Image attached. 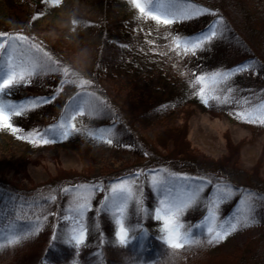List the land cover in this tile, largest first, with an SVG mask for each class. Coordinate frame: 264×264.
I'll list each match as a JSON object with an SVG mask.
<instances>
[{
	"label": "trees",
	"instance_id": "1",
	"mask_svg": "<svg viewBox=\"0 0 264 264\" xmlns=\"http://www.w3.org/2000/svg\"><path fill=\"white\" fill-rule=\"evenodd\" d=\"M114 1L96 0L94 17H74L76 27L84 30L87 38L72 48L79 52L78 59L84 71L51 46L37 41L28 27L27 12L11 3L10 8L19 25L0 29V36L13 38L23 52L43 53V59L40 62L24 59L22 65L25 66L13 64L15 72H31L30 91L24 96L2 92L0 104L7 111L10 103L20 107L33 103L32 98L51 97L46 103L26 107L20 115H13L12 121L21 125L24 139L30 141V134L39 132L54 142L76 143L73 145H78L85 153H79L81 156L89 151L86 139L73 133L63 139L50 129L67 123L78 105H82L87 120L95 117L92 110L96 108L100 123L98 131L115 133L121 143L132 145L139 156L148 155L151 162L161 164L154 168L148 167L147 163L139 164L144 175L151 180L156 176L158 181L156 193L149 188L151 198L143 199L142 204L156 205L164 199L162 193L168 197L170 193L166 191L175 190V182L182 183L184 195L200 193L211 207L219 189L231 190L229 198H234V203L252 204L256 212L246 215L235 208L237 204L231 205L219 212L215 220L217 226L237 223L241 230L250 224H260L263 230L230 259L240 263V259H248L252 250L255 255L249 261L264 264V181L258 182L249 173L248 183H245L239 179V167L231 168L222 165V160L193 154L186 141L176 140H182L183 129L171 124L184 116L190 105L198 104L214 115L227 114L237 123L249 126L253 133H264V123H252L237 115L251 110L257 116H264V60L261 53L258 54L259 50L254 49L259 45L264 54V0H140L146 6L157 5L161 10L174 13L178 18L175 29L153 25L146 17L125 22L116 16ZM189 11L197 14L185 16ZM213 25L217 26L216 37L195 53L185 54L182 48L176 47L177 41L182 43L196 37ZM242 65L250 67L235 72L227 81L209 85L207 94L217 99L207 104L201 101L196 94L201 87L196 83L198 76L208 77ZM101 78L110 83L111 89L103 86ZM46 82L54 88L44 90ZM61 84L67 91L61 100L53 103L60 94ZM122 92V102L118 103L115 98ZM153 125L158 128L157 146L172 144L170 155H162L154 144H147L140 137L139 130ZM178 170L185 174L181 176ZM134 172L110 179L101 176L92 179L83 174L66 175L67 172L61 170L33 190L17 188L0 179V264H185L197 256H211L212 245L216 242H209L210 236L202 235L203 227L209 223V209L200 214L186 232L188 241L195 243L190 250L170 248L148 228L151 218L147 217L142 223L139 216L136 218L137 230L128 237L126 244L121 245L115 234L117 219L129 217L133 203L130 195L129 202L114 200L108 208L102 196L96 207L92 200V209L88 203L82 215L78 214V203H82L78 195H101L99 188L117 177L122 176L118 180L133 179ZM169 203L174 205V202ZM66 214L79 217L82 226L87 228L86 241L79 247L66 230L67 222L62 218ZM242 222H245L243 227ZM238 227L230 234L240 231ZM104 232L108 234L103 237ZM224 258L220 259L227 260Z\"/></svg>",
	"mask_w": 264,
	"mask_h": 264
},
{
	"label": "rangeland",
	"instance_id": "2",
	"mask_svg": "<svg viewBox=\"0 0 264 264\" xmlns=\"http://www.w3.org/2000/svg\"><path fill=\"white\" fill-rule=\"evenodd\" d=\"M10 1V2H9ZM95 1L96 0H0V29H11L15 25H19L15 12L10 8V4H15L19 10L26 11L28 14V27L31 29L32 35L37 41L52 47L59 55L67 57L74 66L83 70V67L78 59L79 52L72 51V48L77 43H83L87 40L84 30L77 28L75 25L74 17H94L95 15ZM145 14H141L139 10L132 4L131 0H115L114 8L115 14L119 19L125 22L131 20H142L146 17L153 25H160L167 29H175L176 22L171 24L158 23L155 19L147 13L151 12L156 15H163L167 17L175 16L174 13L170 14L161 10L157 5L146 6ZM21 11V12H22ZM177 20V19H176ZM254 46V44H251ZM255 51L261 53V59L264 60V54L261 51V47L255 45ZM0 52H3L5 58L0 62V82L8 77L11 72H14V68L10 65L12 62L24 63V59H33L36 62H40L43 59V53L40 55H33L30 52H23L18 50L16 43L13 39L6 36L0 37ZM260 55V54H259ZM88 60V58H87ZM264 62V61H263ZM40 64V63H39ZM25 66V65H22ZM51 79H48V81ZM103 86L108 89L110 83L101 78ZM31 85V79L26 77V82L22 81L19 84L6 89L4 91L7 95H20L24 96L29 93V86ZM61 84L59 88L60 94L53 99V103H57L63 98V94L67 89ZM54 85L50 82L43 84L44 90H52ZM39 94L41 91H38ZM114 94V92H111ZM122 94L115 98L116 102H122ZM60 103V102H59ZM1 105V104H0ZM59 105V104H58ZM57 105V106H58ZM61 106V105H60ZM56 110L57 107H56ZM95 117L87 120L84 116V110L81 106L76 107L75 119L71 121L79 131H74L73 135H78L89 142V151L87 155L79 150L76 143H64V142H52L48 144L32 143L26 139H21V125L12 121L13 125L19 130L13 133L9 130L0 128V179L11 182L12 185L21 189H37V185L44 183L46 180L54 176L56 173L62 171L70 174H83L88 175L89 178H98L99 176L110 179L118 175H126L134 172L135 177L133 179H121L117 177V180L110 182L103 188H99V194L96 193H82L78 195L82 203H90V209L99 204L102 196L110 197L112 186L119 182H127V186L131 190L130 201L132 205L129 209V217L123 220L124 227L127 230L128 226H131L132 233L137 230L136 218L139 216L141 222H145L146 218H151L152 222L148 224V228L156 233L158 237L162 239L164 233L162 229V221L155 219L156 210L167 207L182 204L189 196L184 195V188L182 183L175 182V190L166 191L170 193L169 196H165L161 201H157L156 205L146 206L142 204V201H147L151 198L148 189L151 192L156 193V186L152 185V180L149 176L144 175L139 169L141 165L146 164L150 168L160 167V163L151 162L148 155L139 156L130 144L124 145L121 143V139H117L115 133L105 135L104 139H98V133L93 132L98 129L99 121L97 119V109L92 110ZM25 117V114L22 115ZM52 119V117H48ZM171 124H175L178 128L183 129L184 135L181 138L176 139L177 142L186 141L189 149L193 154H200L207 158L219 161L222 160V165H228L231 168L239 167L240 177L239 179L245 183H248L249 173L253 175L258 182L264 181V133H253L251 128L245 124H240L234 121L230 116L225 113L214 115L210 113L204 106L193 104L190 105L184 116L173 120ZM157 126H149L145 129L139 130V135L143 138L147 144L150 142L155 145V148L162 155H170L172 150V144L167 143L163 146H157L156 132ZM180 130V129H179ZM88 133H92L89 135ZM114 134V135H113ZM107 139H111L112 143H107ZM226 159V160H224ZM226 163V164H225ZM69 172V173H68ZM178 174L183 176L185 172L178 170ZM246 173V174H245ZM161 180V179H160ZM178 184H180L178 186ZM159 187H162L159 184ZM165 190V189H164ZM160 191V190H159ZM98 192V191H97ZM50 193V192H48ZM196 193L192 202L182 211L179 222L183 225L181 232L185 233L189 230L192 223L200 217L205 210L211 207V203H207L205 199ZM86 197L87 199H81ZM168 200H166V199ZM147 199V200H146ZM174 199V200H172ZM174 202L171 205L169 202ZM126 202H129L127 198ZM147 203V202H146ZM81 202L78 203V206ZM237 204V206H235ZM235 206L240 212L248 215L250 212L255 213V207L252 204L237 202L234 203V198L222 200L216 207V217L219 216V212L225 211V208ZM67 215V214H66ZM63 215L62 218H65ZM150 217V218H149ZM216 220V219H215ZM217 221L208 223L207 227L204 226V233L206 237L210 236L207 232L208 227H216ZM245 222L241 223V227ZM243 225V226H242ZM80 226V225H79ZM77 226V227H79ZM119 227V225H118ZM117 227V230H118ZM143 227V225L141 226ZM102 230V225L99 226ZM73 227L71 228V230ZM78 229V228H77ZM239 229V227H238ZM240 230V229H239ZM263 230L260 224H250L248 228H242L240 231L228 235L224 240L216 242L212 246L211 256L207 257L211 260L218 262L217 264H238L236 261H232L233 254L237 250L243 249L248 243L257 236ZM84 231V230H83ZM98 231L97 229L94 230ZM85 232V231H84ZM107 236L108 232H104ZM195 242V241H194ZM195 243L191 241L186 243L184 247L186 250L193 248ZM256 246V245H255ZM255 248V247H254ZM254 251L247 255L248 259H240V263L253 264L254 261L249 259L255 255ZM225 257L227 260L220 259ZM224 258V259H225ZM33 259V258H32ZM256 259V258H255ZM185 264H208L206 258L199 256L195 257L191 262Z\"/></svg>",
	"mask_w": 264,
	"mask_h": 264
},
{
	"label": "snow or ice",
	"instance_id": "3",
	"mask_svg": "<svg viewBox=\"0 0 264 264\" xmlns=\"http://www.w3.org/2000/svg\"><path fill=\"white\" fill-rule=\"evenodd\" d=\"M132 4L139 10L141 14H145V7L140 3V0H131ZM196 11H189L184 15L187 17H191L196 15ZM147 15L151 16L152 19H155L158 23L163 24H171L175 23L177 17H167L163 15H156L151 12L147 13ZM217 35V26L213 25L209 28V30L205 33H201L200 35L190 38L188 40L183 41L182 43L177 41L176 47L182 48L184 53L187 54L188 52L195 53L197 49L203 47V45L211 41ZM3 54V53H0ZM250 65H242L238 66L234 70H230L227 72H217L213 73L210 76L206 77L204 75L198 76L196 79V83L200 84L201 87L199 88L198 92L196 93L201 101L205 104L209 103L212 99H217L216 96H210L207 94V90L209 85H217L220 82L227 81L235 72H239L241 70H247ZM31 72L21 70L20 72H11L6 79L0 82V93L4 92L6 89L14 86L15 84H19L20 82H26V77L30 76ZM51 99V97H44V98H32L33 103L29 105H21L17 107V105L10 103L8 105V110H5L3 105H0V128L9 130L13 133L18 132L19 130L13 125L12 123V116L13 115H20L22 111L26 107H35L38 104L46 103ZM238 117L244 120H247L252 123H264V116H257L255 111H247V112H239L237 113ZM75 119V116L69 115L67 123H61L53 128L50 129L56 136L67 139L74 131H79L76 126L71 123V121ZM92 135V133H88ZM106 135V130H101L98 134V139H104ZM21 139L25 137H20ZM30 142L32 143H39V144H48L54 142L52 139L48 138L45 134H41L39 132H35L30 134ZM107 143L111 144L112 140L107 139ZM153 186L158 185V181L156 176L152 177ZM204 183H207L206 181ZM72 189H66V191H71ZM197 192L200 189L196 190ZM131 194L130 188L127 186V182H119L112 186L111 189V196L105 197V207H111V201L120 200L124 201L127 200L128 196ZM232 195L231 190L227 189H219L217 193V199L213 202V206L209 208V216L207 220L210 222H214L216 219V211L215 208L218 206V203L224 199L229 198ZM81 199H87L86 197H81ZM194 199V194L189 196V198L184 201L182 204L172 206L163 207L156 210L155 219L162 221V229L161 231L164 233L162 237L163 241L172 249H181L184 247L186 243H188V237L185 233L181 232V228L183 225L179 222V217L182 211L192 202ZM88 207L86 203H81L78 208V214L83 213V211ZM117 224L119 225L117 230V238L121 245L126 244L128 242L127 238V230L124 227L123 220L118 218ZM238 227L237 223H229L227 225H221L216 227H208L207 232L210 235L209 242H218L224 240L227 235L230 234L231 231H235ZM72 242H74L76 247H79L84 242V231L83 229L73 230V234L71 237ZM14 242V241H10ZM2 247V246H0Z\"/></svg>",
	"mask_w": 264,
	"mask_h": 264
},
{
	"label": "bare ground",
	"instance_id": "4",
	"mask_svg": "<svg viewBox=\"0 0 264 264\" xmlns=\"http://www.w3.org/2000/svg\"><path fill=\"white\" fill-rule=\"evenodd\" d=\"M206 262H207L208 264H217V263H218V262H216V261H214V260H211V259H209V258H206ZM226 264H229V263L226 262ZM238 264H245V263L241 262V263H238Z\"/></svg>",
	"mask_w": 264,
	"mask_h": 264
}]
</instances>
